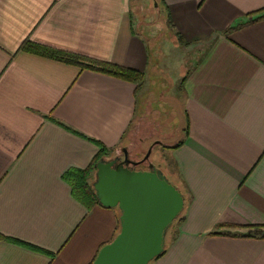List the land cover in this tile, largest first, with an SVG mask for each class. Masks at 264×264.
<instances>
[{"label":"crops","instance_id":"crops-1","mask_svg":"<svg viewBox=\"0 0 264 264\" xmlns=\"http://www.w3.org/2000/svg\"><path fill=\"white\" fill-rule=\"evenodd\" d=\"M153 2L154 15L133 0H0V264H91L114 238L117 209H87L63 176L129 144L155 98L151 77L160 97L177 85L184 127L159 144L169 162L150 161L186 201L176 239L151 264H264V239L244 236L264 225V0ZM164 35L193 57L187 71L172 76L162 50L152 59ZM24 42L140 72L142 86Z\"/></svg>","mask_w":264,"mask_h":264},{"label":"water","instance_id":"water-1","mask_svg":"<svg viewBox=\"0 0 264 264\" xmlns=\"http://www.w3.org/2000/svg\"><path fill=\"white\" fill-rule=\"evenodd\" d=\"M140 163L118 158L96 163L92 189L102 207L118 209L120 227L91 264H151L165 251L184 197L158 166L136 169Z\"/></svg>","mask_w":264,"mask_h":264},{"label":"rangeland","instance_id":"rangeland-1","mask_svg":"<svg viewBox=\"0 0 264 264\" xmlns=\"http://www.w3.org/2000/svg\"><path fill=\"white\" fill-rule=\"evenodd\" d=\"M137 1L142 2L141 4H143V9L145 10L150 9V12L152 13V15H154V13L151 10L153 3H154L153 0H133V4L136 5ZM153 20L155 21V16H154V19H152V21ZM161 22L162 21H159L158 23L156 22L157 25L154 31L155 32L154 36H157L159 33H163V31L161 30L162 28L160 26ZM144 29L145 27L142 26L141 30H144ZM164 37H165V40L163 39L156 43H154V41L151 42L150 50H151V54H153L152 59L154 60L156 57V53L159 50H162L165 56V58H163L164 63H165L164 66L173 68L171 69L172 76L177 73L178 69L187 71V68L192 63L193 57L188 55L181 48H178V49H174L172 47L170 48V45L167 42L168 37L166 35H164ZM151 80H156V78L151 77L150 82H148L147 84V86H149L151 90H154L153 94L155 95V98L153 96H146V99L144 101V108L141 110L142 111L141 113L139 114L137 113L135 115L134 121L132 123V127L130 128V131L128 132V135L126 137L128 138V141L130 143L128 148L130 150L139 152L140 155H144L147 151V148L151 144L158 142V145H155L154 147H152V154H151L152 158H154L156 161L160 159L161 163H166V162H169V159H166V155H164L165 153L163 152V150L166 147L163 148V146L170 145L172 144V142L173 144L179 142L182 138V133H183L184 126L182 123V117L180 116V111L178 109L180 105H177L180 103L179 98L177 96L179 94L176 91L177 85H173L171 94L172 95L174 94L176 96L175 98L174 97L167 98V93L163 95L162 97H160L158 95L160 91V87L158 88L156 83L155 85H153L151 83ZM142 114L144 115L142 116ZM159 144L163 145L162 148H161V145ZM122 146L124 145L121 144L117 149H115L114 153L112 152L111 153L113 155L114 154L119 155L120 147L122 148ZM111 153L109 154V156L107 155L105 156L107 158L105 160L110 159ZM154 159H148V161L149 160L152 161ZM136 160H140V159H136ZM144 165L145 163L141 166H144ZM169 167L170 168H168L166 173L167 172L172 173V171L174 170L170 165ZM162 168H163V165H162ZM94 176L95 174L91 176V179H90L91 185L95 179ZM165 176L170 182L172 183L176 182L174 178L172 179L169 175H165ZM182 216H184V213L181 214L179 216L180 218L176 222H174L173 225L169 228L166 234V244L167 245H165L166 246L165 250L172 243L173 238L177 236L180 225H181L180 221H181Z\"/></svg>","mask_w":264,"mask_h":264},{"label":"trees","instance_id":"trees-1","mask_svg":"<svg viewBox=\"0 0 264 264\" xmlns=\"http://www.w3.org/2000/svg\"><path fill=\"white\" fill-rule=\"evenodd\" d=\"M260 18L264 19V13L261 17H258L257 19H260ZM257 19H254V20H257ZM233 29L234 28H230V30H233ZM20 50L31 52V53H34L35 55H39V56L52 59L55 61H59L62 63L75 65L79 67L81 70H89L92 72L104 74V75L125 81L128 83H132L136 85V90H139L141 88L142 82L144 79V76L142 73L134 71V70L126 69L124 67L114 65L111 63L98 61V60L84 57L81 55H77L74 53L61 51L58 49L46 47L43 45L31 43V42L22 43L20 46ZM185 132H186V128L184 129V133ZM180 144L181 143H178L174 148L178 147ZM107 153L108 152L106 151L99 152L97 157L93 160L92 164L86 170L84 171L73 170L69 172L68 174H66L65 176H63V179L70 185L73 196L76 199H78V201H80L85 207H87V209H90L94 206L102 207L99 204L95 196V193L92 189V185L90 184V179H91L92 174L95 172L96 163L99 160H101L104 156H106ZM182 195L184 197L183 193ZM185 203L186 201L184 197V209H185ZM183 213H184V210L182 214ZM183 219H184V216H182L180 224L183 222ZM119 227H120L119 221H117V231L115 235L118 233ZM247 230L248 231L246 235H244L245 237H256V238L264 239V225H251L247 227ZM212 235H220V233L215 232V233H212ZM175 239L176 237L173 238V241Z\"/></svg>","mask_w":264,"mask_h":264},{"label":"flooded vegetation","instance_id":"flooded-vegetation-1","mask_svg":"<svg viewBox=\"0 0 264 264\" xmlns=\"http://www.w3.org/2000/svg\"><path fill=\"white\" fill-rule=\"evenodd\" d=\"M130 144V143H129ZM129 144L127 145H124L122 148H121V151H120V154L119 155H114L112 158H118L120 160H123V159H129L131 160L132 162H137V163H140L136 166V169H143V170H147L152 164V162L148 159H153L152 158V147H154L156 145V143H153L151 144L148 148H147V151L144 155H140L139 152L137 151H134V150H130L128 148ZM133 151V153H132ZM136 159H140V160H136ZM143 159H146L145 161H143ZM145 163L144 166H141Z\"/></svg>","mask_w":264,"mask_h":264}]
</instances>
